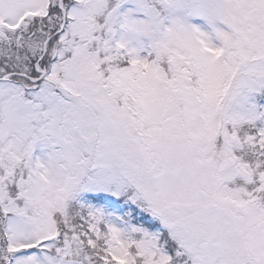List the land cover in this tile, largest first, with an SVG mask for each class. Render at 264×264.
Masks as SVG:
<instances>
[{
  "label": "snow or ice",
  "instance_id": "6c2138e0",
  "mask_svg": "<svg viewBox=\"0 0 264 264\" xmlns=\"http://www.w3.org/2000/svg\"><path fill=\"white\" fill-rule=\"evenodd\" d=\"M0 264H264V0H0Z\"/></svg>",
  "mask_w": 264,
  "mask_h": 264
}]
</instances>
